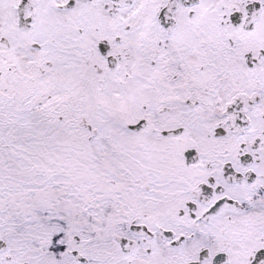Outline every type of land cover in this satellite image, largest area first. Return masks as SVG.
I'll list each match as a JSON object with an SVG mask.
<instances>
[{
	"label": "snow or ice",
	"instance_id": "snow-or-ice-1",
	"mask_svg": "<svg viewBox=\"0 0 264 264\" xmlns=\"http://www.w3.org/2000/svg\"><path fill=\"white\" fill-rule=\"evenodd\" d=\"M0 264H264V0H0Z\"/></svg>",
	"mask_w": 264,
	"mask_h": 264
}]
</instances>
